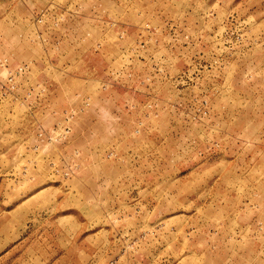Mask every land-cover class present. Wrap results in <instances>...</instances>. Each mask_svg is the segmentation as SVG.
I'll return each mask as SVG.
<instances>
[{"label": "rangeland", "instance_id": "obj_1", "mask_svg": "<svg viewBox=\"0 0 264 264\" xmlns=\"http://www.w3.org/2000/svg\"><path fill=\"white\" fill-rule=\"evenodd\" d=\"M0 264H264V0H0Z\"/></svg>", "mask_w": 264, "mask_h": 264}]
</instances>
